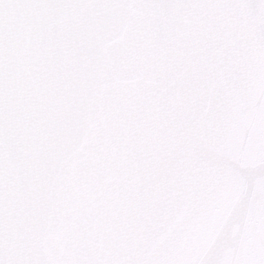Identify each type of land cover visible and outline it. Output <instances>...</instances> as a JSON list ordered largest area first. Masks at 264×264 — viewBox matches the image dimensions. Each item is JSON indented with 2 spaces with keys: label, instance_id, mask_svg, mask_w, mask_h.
I'll list each match as a JSON object with an SVG mask.
<instances>
[{
  "label": "water",
  "instance_id": "water-1",
  "mask_svg": "<svg viewBox=\"0 0 264 264\" xmlns=\"http://www.w3.org/2000/svg\"><path fill=\"white\" fill-rule=\"evenodd\" d=\"M262 25L264 8L227 0H0V253L10 264L44 254L67 158L96 128L101 158L131 164L125 189L149 214L183 202L169 227L202 200L213 214L228 208L201 260L253 258L264 78L249 57L264 47ZM101 87L111 105L98 118Z\"/></svg>",
  "mask_w": 264,
  "mask_h": 264
},
{
  "label": "snow or ice",
  "instance_id": "snow-or-ice-1",
  "mask_svg": "<svg viewBox=\"0 0 264 264\" xmlns=\"http://www.w3.org/2000/svg\"><path fill=\"white\" fill-rule=\"evenodd\" d=\"M144 4L147 0H126ZM241 7L264 8V0H227ZM260 35L264 38V25ZM264 45V39L261 40ZM107 47L105 56L107 57ZM250 74L264 78V47L249 57ZM226 61L217 73L218 86L223 89L233 72ZM111 105L110 97L101 87L98 92V118ZM96 128L86 134V143L73 149L66 161L61 183L63 192L53 203L50 222L42 233L44 254L39 259L20 258L14 264H264V238L251 259L201 260L199 250L207 248L225 222L228 208L213 214L201 203L186 211L184 218L173 227L169 225L182 211L183 202L167 204L149 214L140 197L125 189L132 174L129 163L120 167L113 160L106 163L97 149ZM119 168L118 172L114 170ZM106 182L104 177L114 175ZM167 233L162 242L156 237ZM191 250L188 256L183 250ZM0 264L10 261L0 253Z\"/></svg>",
  "mask_w": 264,
  "mask_h": 264
}]
</instances>
